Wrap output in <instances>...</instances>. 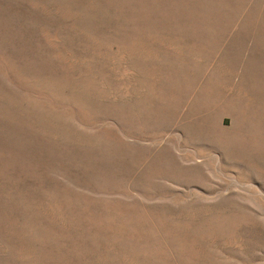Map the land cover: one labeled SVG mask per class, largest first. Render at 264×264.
I'll return each instance as SVG.
<instances>
[{"label":"rangeland","instance_id":"374dc122","mask_svg":"<svg viewBox=\"0 0 264 264\" xmlns=\"http://www.w3.org/2000/svg\"><path fill=\"white\" fill-rule=\"evenodd\" d=\"M0 264H264V0H0Z\"/></svg>","mask_w":264,"mask_h":264}]
</instances>
